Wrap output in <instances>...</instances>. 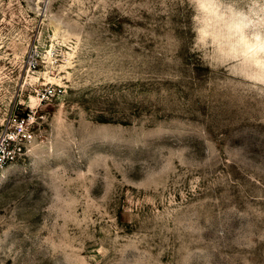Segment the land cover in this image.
I'll return each mask as SVG.
<instances>
[{
	"label": "rangeland",
	"instance_id": "374dc122",
	"mask_svg": "<svg viewBox=\"0 0 264 264\" xmlns=\"http://www.w3.org/2000/svg\"><path fill=\"white\" fill-rule=\"evenodd\" d=\"M189 17L0 0V128L34 118L0 173V264H264V92L203 63Z\"/></svg>",
	"mask_w": 264,
	"mask_h": 264
},
{
	"label": "clouds",
	"instance_id": "9594fccd",
	"mask_svg": "<svg viewBox=\"0 0 264 264\" xmlns=\"http://www.w3.org/2000/svg\"><path fill=\"white\" fill-rule=\"evenodd\" d=\"M193 49L252 91L264 92V0H186Z\"/></svg>",
	"mask_w": 264,
	"mask_h": 264
},
{
	"label": "built area",
	"instance_id": "2783aa9c",
	"mask_svg": "<svg viewBox=\"0 0 264 264\" xmlns=\"http://www.w3.org/2000/svg\"><path fill=\"white\" fill-rule=\"evenodd\" d=\"M55 91H45L36 94L39 102L53 95ZM33 116L26 114L23 117H9L0 128V173L15 163L22 161L27 154V149L32 142L30 126Z\"/></svg>",
	"mask_w": 264,
	"mask_h": 264
}]
</instances>
